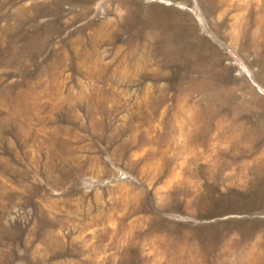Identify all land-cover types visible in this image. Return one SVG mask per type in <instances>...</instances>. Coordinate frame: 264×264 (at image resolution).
<instances>
[{
  "label": "rangeland",
  "instance_id": "374dc122",
  "mask_svg": "<svg viewBox=\"0 0 264 264\" xmlns=\"http://www.w3.org/2000/svg\"><path fill=\"white\" fill-rule=\"evenodd\" d=\"M0 264H264V0H0Z\"/></svg>",
  "mask_w": 264,
  "mask_h": 264
}]
</instances>
